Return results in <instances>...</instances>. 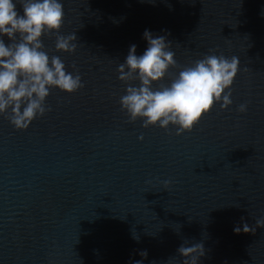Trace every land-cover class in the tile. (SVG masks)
Segmentation results:
<instances>
[{
    "label": "water",
    "instance_id": "1",
    "mask_svg": "<svg viewBox=\"0 0 264 264\" xmlns=\"http://www.w3.org/2000/svg\"><path fill=\"white\" fill-rule=\"evenodd\" d=\"M63 4L60 31L77 49L43 42L84 87L54 89L26 130L0 116V264H183L185 242L203 243L200 264H264V228L233 231L264 216V0ZM145 29L166 35L181 66L210 50L237 56L232 106L182 135L129 122L117 66L130 45L143 53Z\"/></svg>",
    "mask_w": 264,
    "mask_h": 264
},
{
    "label": "clouds",
    "instance_id": "2",
    "mask_svg": "<svg viewBox=\"0 0 264 264\" xmlns=\"http://www.w3.org/2000/svg\"><path fill=\"white\" fill-rule=\"evenodd\" d=\"M64 18L63 0H0V116L16 130L28 129L51 111L47 100L54 89L72 94L84 87L79 71L68 70L43 42L44 37L55 35L58 52H75L76 33L60 31ZM143 39L147 43L143 53L138 55L132 44L117 66V78L126 85L119 104L129 122L139 120L143 128H174L182 135L217 105L222 111L232 106L231 87L240 64L237 56L228 58L210 50L181 66L166 35L145 29ZM173 68L178 71L168 79ZM236 110L246 113L248 103H240ZM138 138L143 140L142 135ZM169 184L170 180L162 181ZM257 228H264V216L255 219L254 227L242 218L233 231L248 233ZM133 238L138 239L135 234ZM177 253L183 264H200L206 255L203 243H182ZM141 255L146 257V250Z\"/></svg>",
    "mask_w": 264,
    "mask_h": 264
}]
</instances>
